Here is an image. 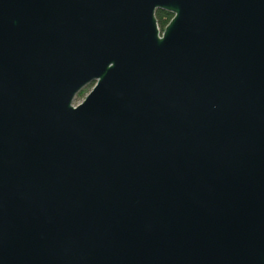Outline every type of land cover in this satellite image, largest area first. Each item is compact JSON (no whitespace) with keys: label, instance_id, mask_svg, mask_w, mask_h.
<instances>
[{"label":"water","instance_id":"obj_1","mask_svg":"<svg viewBox=\"0 0 264 264\" xmlns=\"http://www.w3.org/2000/svg\"><path fill=\"white\" fill-rule=\"evenodd\" d=\"M0 264H264V0H0Z\"/></svg>","mask_w":264,"mask_h":264},{"label":"trees","instance_id":"obj_2","mask_svg":"<svg viewBox=\"0 0 264 264\" xmlns=\"http://www.w3.org/2000/svg\"><path fill=\"white\" fill-rule=\"evenodd\" d=\"M170 17H171V15L167 12H164V11L156 10L154 12V18L156 21V25L160 31L166 25V23L169 21ZM79 93L77 95H79Z\"/></svg>","mask_w":264,"mask_h":264},{"label":"rangeland","instance_id":"obj_3","mask_svg":"<svg viewBox=\"0 0 264 264\" xmlns=\"http://www.w3.org/2000/svg\"><path fill=\"white\" fill-rule=\"evenodd\" d=\"M90 88H91V84L85 86V87L80 91L79 95H76V96L74 97L72 104H73V105L78 104V103H79V102L85 97V95L89 92Z\"/></svg>","mask_w":264,"mask_h":264}]
</instances>
